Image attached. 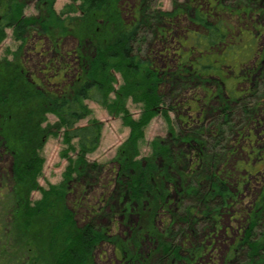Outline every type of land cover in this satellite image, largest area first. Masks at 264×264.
I'll return each instance as SVG.
<instances>
[{
  "label": "trees",
  "instance_id": "trees-1",
  "mask_svg": "<svg viewBox=\"0 0 264 264\" xmlns=\"http://www.w3.org/2000/svg\"><path fill=\"white\" fill-rule=\"evenodd\" d=\"M33 1L0 0L5 9L0 18V42L7 38L6 30L12 29L14 40L22 42L23 46L29 43V36L35 32L57 49L62 48L67 37H76L81 41L80 51H83L74 55L78 62L74 82L59 87L55 93L33 87L21 64L0 63V264H26L42 244L43 229L51 233L52 246L49 249L55 264H89L96 247L104 242L119 246L124 263L144 264L145 256L140 250L145 240L156 243V251L166 264L196 262L199 253L205 251L204 247L198 250L194 246L196 238L200 236L207 240L218 229L224 213L237 203L238 197L231 188L232 174L208 164L206 151L210 145L220 152L225 151L226 134L233 115L230 106L238 100H225L221 104V122L208 129V135L199 129L185 128L177 134L171 132L167 141L159 142V145L153 143L150 156L140 158L138 145L143 140V128L152 117L161 113L168 115L160 94L166 74L156 70L144 44L159 22L174 19L175 13L152 11L146 5L149 0H139V18H134L130 25L114 28L112 18L119 13L117 4L123 0H73L80 2L77 12L74 11L78 15L68 18L56 13L53 0L49 4L38 0L37 5L43 4L37 6L38 15L25 16L26 8ZM205 2L206 18L200 15L199 21L205 30L210 31L212 25L208 19L215 17L217 8H212L209 0ZM229 35L221 36L224 39L215 48L224 46ZM254 66L261 70L264 59L259 66ZM114 72L123 78L122 91L114 88ZM186 73L194 80L201 78L196 70H185ZM112 92L123 102L120 112L124 111L129 98L144 105L142 118L128 122L131 134L114 161L113 192L122 202L125 220L128 222L131 216L140 220V224L123 240L107 230L97 229L90 218L78 226L74 216L77 202L70 204L68 200L72 189H76L88 173H95L99 168L87 157L100 143L101 124L91 121L86 126L79 125L91 115L86 102L93 101L111 111L108 96ZM137 92L140 96L136 97ZM224 99H229V95ZM250 110L249 115H255L252 108ZM111 112L115 115L113 109ZM48 113L58 117L65 142H77V154L75 160H71L72 166L64 183L44 191L42 201L33 207L30 197L34 191L40 190L37 182L43 167L40 152L47 135L42 123ZM176 144L187 145L190 153L195 151L190 166L184 169L193 177L191 187L181 182L185 175L173 157ZM212 159L214 161L213 156ZM172 192L192 200V205H183L182 215H178L179 209L171 203ZM86 211L90 217L94 208ZM163 213L169 219L179 216L183 230H177L180 226L175 229L172 222L164 223L163 231L150 225ZM146 219L150 223L147 226L144 225ZM263 220L264 199L251 209L239 240L238 248L248 253L247 264H264V232H257ZM184 248L190 249V254L188 251L185 254Z\"/></svg>",
  "mask_w": 264,
  "mask_h": 264
},
{
  "label": "rangeland",
  "instance_id": "rangeland-1",
  "mask_svg": "<svg viewBox=\"0 0 264 264\" xmlns=\"http://www.w3.org/2000/svg\"><path fill=\"white\" fill-rule=\"evenodd\" d=\"M45 1L46 4L52 2ZM53 1L56 13L62 14L64 18L78 15L74 11L77 12L80 2ZM37 2L35 0L28 5L25 16L38 15L37 6L41 3L37 5ZM209 2L212 8H217L215 17L208 19L212 25L211 32L205 30L199 21L200 15L206 18L205 0H149L146 4L152 11L174 12L176 16L172 20L160 21L156 29L151 31L148 42L144 44L156 70L166 74L160 86V94L163 95V107L168 115L166 117L161 113L152 117L143 128V140L138 145L139 156H150L153 143L159 145V142L167 141L171 132L177 134L185 128L193 131L199 129L208 135V129L221 122V104L225 100H238L230 106L233 115L226 134L225 151L220 152L211 145L206 151L208 164H212L217 170H228L232 174L234 182L232 181L231 188L238 197L237 203L224 213L218 229L207 240L200 236L196 238L194 246L198 250L200 247L205 248L203 253L198 251L199 259L194 263L181 264H247L248 253L245 249L238 248L239 240L246 229L247 216L251 209L264 199V67L260 70L254 66H259L264 59V0ZM138 3L139 0H123L118 3L117 9H120L112 18V27L130 25L135 21L134 18L138 19ZM4 14V6L0 5V18ZM228 33L230 35L225 40V45L215 48L224 39L221 36ZM6 34L7 38L0 42V63L10 66L14 63L21 64L27 72V79L33 82V87L55 93L59 87L74 82L73 77L76 76L75 69L78 66L74 55L76 52L80 55L83 51H80L81 41L76 37H67L61 45L62 48L57 49L35 32L29 36L26 46L14 40L12 29H7ZM185 70H196L201 78L196 77L198 80H194L187 73L184 74ZM113 75L116 80L114 88L122 91V76L118 72ZM135 94L136 97L140 96L138 92ZM225 95H229V99H224ZM108 98L111 111L113 109L115 115H112L110 109L93 101L86 102L91 115L79 125L86 126L91 121L101 124L100 143L95 152L87 157L90 163L97 164L99 168L95 173H88L76 185V189H72L68 200L70 204L77 202L74 216L78 226L81 227L90 218L97 229L107 230L123 240L131 234L132 228L135 229L140 224V220L136 216H131L128 222L125 220L126 213L123 212L122 202L113 192L112 184L116 172L114 161L120 147L131 134L128 122L142 118L144 105L129 98L124 111L120 112L119 107L123 102L117 100V94L112 92ZM249 108H252L255 115H249ZM58 123L57 116L45 114L42 128L47 130V135L43 138L40 152L43 167L37 180L40 190L34 191L30 197L33 207L42 201L44 191L64 183L69 167L72 166L71 160L76 158L77 142L67 144L64 131ZM214 144L215 142L212 145ZM189 148L184 144H176L173 147V157L181 165L182 174L185 175L181 182H185L184 186L191 187L193 177L184 170L190 166L192 154L195 155V151L190 153ZM65 184L67 185L66 181ZM170 197L174 208L179 209L178 215H182L183 205H192L190 197L183 199L174 192ZM90 207L94 208V212L89 217L86 209ZM167 222L174 223L175 229L180 226L177 230H183L179 216L169 219L164 213L153 224L146 219L144 225H154L159 231H163L164 223ZM48 231L42 230V244L26 264H55L56 260L49 249L52 244L51 233ZM257 232H264V220ZM156 247V243L150 240L142 242L140 252L145 256L144 264H166ZM187 251L190 249L184 248L185 254ZM89 264L127 263L123 262L119 246L104 242L96 247Z\"/></svg>",
  "mask_w": 264,
  "mask_h": 264
}]
</instances>
